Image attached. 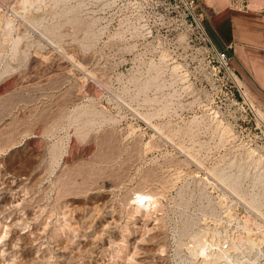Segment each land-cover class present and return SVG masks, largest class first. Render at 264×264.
<instances>
[{"label":"rangeland","instance_id":"rangeland-1","mask_svg":"<svg viewBox=\"0 0 264 264\" xmlns=\"http://www.w3.org/2000/svg\"><path fill=\"white\" fill-rule=\"evenodd\" d=\"M0 47V264H264V126L196 3L0 0Z\"/></svg>","mask_w":264,"mask_h":264},{"label":"crops","instance_id":"crops-1","mask_svg":"<svg viewBox=\"0 0 264 264\" xmlns=\"http://www.w3.org/2000/svg\"><path fill=\"white\" fill-rule=\"evenodd\" d=\"M195 3L212 44L228 53L236 76L249 86L255 106L264 113V0Z\"/></svg>","mask_w":264,"mask_h":264},{"label":"bare ground","instance_id":"bare-ground-1","mask_svg":"<svg viewBox=\"0 0 264 264\" xmlns=\"http://www.w3.org/2000/svg\"><path fill=\"white\" fill-rule=\"evenodd\" d=\"M26 2V1H25ZM24 2V4H28V3H25ZM35 3V2H34ZM16 6V5H15ZM26 6V5H25ZM202 26V25H201ZM8 27V26H7ZM6 27V28H7ZM203 27V26H202ZM11 29V28H10ZM52 29V28H51ZM51 29H50V31H51ZM54 29H55V27H54ZM53 30V29H52ZM10 31V30H9ZM53 31H55V30H53ZM53 31H51V32H53ZM58 31V30H57ZM54 33V32H53ZM15 42H17V41H15ZM14 42V43H15ZM17 44H18V42H17ZM17 44H15V45H17ZM14 47V50H15V46H13ZM17 47V46H16ZM1 48V47H0ZM1 50V49H0ZM18 50V49H17ZM15 52V51H14ZM88 84V83H87ZM88 87V86H87ZM88 88H90L91 89V91L94 89V85L93 84H89V87ZM89 91V90H88ZM248 91H250V90H248ZM94 92V91H93ZM92 92V93H93ZM94 94H95V92H94ZM39 130V129H38ZM14 168V167H13ZM19 168V167H18ZM5 169V168H4ZM17 169V168H16ZM29 170V169H28ZM31 170V169H30ZM13 171V170H12ZM17 171V170H16ZM18 172H19V170H18ZM32 171H30V173H31ZM20 173V172H19ZM36 173V172H35ZM221 174H223V173H220V176H221ZM8 175V174H7ZM25 175V174H24ZM24 175H18V174H16V173H10V179L7 181V180H5V181H7L8 182V184H7V186H2V188H4V189H8V190H10V191H16V190H18L19 188H21L22 189V187L23 186H25V184H26V180L24 179L25 177H24ZM224 175H225V173H224ZM223 175V176H224ZM38 176V175H37ZM225 176H227V175H225ZM224 176V177H225ZM228 176H229V174H228ZM232 176V175H231ZM27 177V176H26ZM234 177V176H233ZM233 177H232V179H233ZM223 178V177H222ZM231 179V180H232ZM237 179V178H236ZM37 180V179H36ZM237 182H238V180H236ZM235 181V182H236ZM33 182H35V180L33 181ZM32 182V183H33ZM226 182V181H225ZM228 183H229V181H228ZM227 183V184H228ZM29 185V184H28ZM231 185V184H230ZM238 185V184H237ZM237 185H236V187H237ZM38 187V186H37ZM62 187V186H61ZM1 188V187H0ZM1 188V189H2ZM28 188V187H27ZM67 188V187H66ZM96 188V187H95ZM26 189V188H25ZM234 189H235V187H234ZM237 189V188H236ZM63 190V189H62ZM26 192H28V191H26ZM5 193V192H4ZM1 194V193H0ZM137 194V193H136ZM139 194V193H138ZM15 195V194H14ZM17 195V194H16ZM15 195V196H16ZM63 196V195H62ZM33 197V196H32ZM58 197H60V196H58ZM10 198V197H9ZM17 198V197H16ZM22 198V197H21ZM57 198V197H56ZM155 198L156 197H154V194L152 193V192H141L140 191V194H139V198H138V202H137V206L138 207H143L145 210H146V208H151V207H153V204L156 202V200H155ZM3 199V198H2ZM29 199V198H28ZM23 200V199H22ZM42 200V199H41ZM5 201V200H4ZM11 201V200H10ZM137 201V200H136ZM19 202V201H18ZM18 202H16V203H18ZM10 203V202H9ZM21 203V202H20ZM136 203V202H135ZM11 204V203H10ZM35 204V203H34ZM254 204V203H253ZM38 206V205H37ZM36 206V207H37ZM55 206V205H54ZM23 207H24V205H23ZM39 207V206H38ZM60 207V206H59ZM136 208V207H135ZM67 209V208H66ZM14 210V209H13ZM35 210V209H34ZM36 210H38V208L36 209ZM35 210V211H36ZM41 210V209H40ZM31 211V210H30ZM33 211V210H32ZM39 211V210H38ZM41 211H43V210H41ZM11 212V211H10ZM96 212V211H95ZM101 212V211H100ZM13 213V212H12ZM29 213V212H28ZM33 213H36V212H33ZM87 213V212H86ZM112 213H114V212H112ZM63 214V213H62ZM68 214V213H67ZM99 214V213H98ZM36 215V214H35ZM34 215V216H35ZM64 215V214H63ZM28 216H29V214H28ZM38 216H36V218H37ZM61 217V216H60ZM63 218V217H62ZM35 219V218H34ZM120 221V220H119ZM84 223H86V222H84ZM63 226V225H62ZM77 226V225H76ZM46 227V226H45ZM66 227V226H65ZM64 227V228H65ZM88 227V226H87ZM58 230V229H57ZM56 230V231H57ZM69 230V229H68ZM78 231V230H77ZM52 234V233H51ZM55 234V233H54ZM64 234V233H63ZM54 236V235H53ZM58 236V235H57ZM3 238V237H2ZM74 238V237H73ZM229 237H227V239H228ZM72 240V239H71ZM70 240V241H71ZM229 240V239H228ZM232 240V239H231ZM230 240V241H231ZM196 241V240H195ZM220 241V240H219ZM72 242V241H71ZM71 242H70V244H71ZM232 242V246H230V248H227V250L225 249H223V251L222 252H218L219 254H216V255H212L213 257H209V258H206V255H203V253L201 254V252L203 251V249L202 248H204V246L205 245H207V244H200V241H199V244L197 245V247H196V252H197V254H199L200 256H201V264H216V262L218 261V260H220L221 258H226L227 259V257L228 256H230L231 254H233V255H235L236 254V250H237V248H236V246L233 244V241H231ZM69 243V242H68ZM73 243V242H72ZM215 243V242H214ZM213 243V244H214ZM252 243V242H251ZM255 243V242H254ZM56 244V243H55ZM83 244V243H82ZM210 244V243H209ZM236 244V243H235ZM73 245V244H72ZM72 245H71V247H72ZM81 245V244H80ZM96 245V244H95ZM203 245V246H202ZM215 245V244H214ZM219 245V244H218ZM253 246H254V244H252ZM252 245H251V247H252ZM250 246V245H249ZM16 247V246H15ZM66 247V246H65ZM68 247V246H67ZM100 247V246H99ZM207 247H209L208 245L205 247L206 249H207ZM217 247V246H216ZM221 247V246H220ZM238 247V246H237ZM54 248V247H53ZM69 248V247H68ZM204 248V249H205ZM254 248V251H255V249H256V253L258 252V251H260V250H262L260 247H258V246H256L255 245V247H252V249ZM257 248H258V250H257ZM259 248H260V250H259ZM264 248V247H263ZM64 249V248H63ZM54 250H56V249H54ZM77 250V249H76ZM211 250V249H210ZM216 250H217V248H216ZM220 250V249H219ZM102 251V250H101ZM205 251V250H204ZM93 252V251H92ZM195 252V253H196ZM217 252V251H216ZM67 253V252H66ZM65 253V254H66ZM99 253V252H98ZM102 253V252H101ZM210 254H211V252H209ZM65 254H61V256L60 257H62V258H64L65 260H66V264H70V260H71V258L72 259H74V257H70L69 259L67 258V254L65 255ZM94 254V253H93ZM97 254V253H96ZM204 254H205V252H204ZM209 254V255H210ZM238 254V253H237ZM56 255V254H55ZM70 255V254H69ZM75 256V255H74ZM96 256V255H95ZM94 256V257H95ZM223 256V257H222ZM237 256V255H236ZM45 257V256H44ZM98 258H99V256H98ZM200 258V257H199ZM230 259H231V256L229 257ZM228 258V259H229ZM89 259V258H88ZM227 259V260H228ZM225 260V259H224ZM248 260V259H247ZM247 260H246V263H247ZM85 261V260H84ZM232 261V260H231ZM59 262V261H58ZM65 262V261H64ZM79 262V261H78ZM95 262V261H94ZM222 262V261H221ZM230 262V261H229ZM244 262V261H243ZM242 262V263H243ZM248 262H249V260H248ZM1 263V262H0ZM5 263V262H4ZM60 263V262H59ZM74 263V262H73ZM75 263H77V261L75 262ZM98 263V261H96L95 262V264H97ZM226 263H227V261H226ZM232 263V262H231ZM238 262H236V264H237ZM241 263V264H242ZM65 264V263H64ZM79 264H80V262H79ZM99 264V263H98ZM101 264V263H100ZM103 264V263H102ZM225 264V263H224ZM243 264H245V263H243ZM250 264V263H249ZM254 264V263H253Z\"/></svg>","mask_w":264,"mask_h":264},{"label":"built area","instance_id":"built-area-1","mask_svg":"<svg viewBox=\"0 0 264 264\" xmlns=\"http://www.w3.org/2000/svg\"><path fill=\"white\" fill-rule=\"evenodd\" d=\"M176 1H178L183 7H185V9H188V10H192L194 8V6H195V0H176ZM216 52H217L219 58L221 59V61L229 69V65L231 64V59H230V56L228 55V53L226 51H220V50H217V49H216ZM230 69L229 70H230L231 74L234 77V75H236V74H235L233 68H230ZM237 85H238L239 90L241 92H243L242 86L239 85V84H237ZM252 108H253V110H254L257 118H258L259 124L262 125V126H264V119L259 116L257 107L254 105V107H252Z\"/></svg>","mask_w":264,"mask_h":264}]
</instances>
